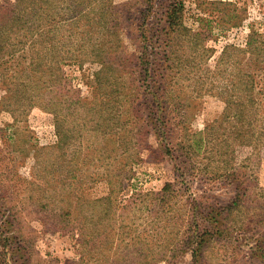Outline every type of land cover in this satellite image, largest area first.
Listing matches in <instances>:
<instances>
[{
  "label": "rangeland",
  "instance_id": "rangeland-1",
  "mask_svg": "<svg viewBox=\"0 0 264 264\" xmlns=\"http://www.w3.org/2000/svg\"><path fill=\"white\" fill-rule=\"evenodd\" d=\"M173 1L0 0L3 264H264V0Z\"/></svg>",
  "mask_w": 264,
  "mask_h": 264
},
{
  "label": "trees",
  "instance_id": "trees-1",
  "mask_svg": "<svg viewBox=\"0 0 264 264\" xmlns=\"http://www.w3.org/2000/svg\"><path fill=\"white\" fill-rule=\"evenodd\" d=\"M173 2L174 3L168 9V13H167L166 19H165L166 23L168 24V28H171V27H173L175 25L181 24V20H182L181 19L180 12H179V10L181 8V1L175 0ZM28 29L31 30L30 27ZM6 33H7V31L6 32H3V30L0 29V38H2V36L4 34H6ZM33 36L34 35H32V37ZM208 129L209 128H207L205 132H202L200 134L201 140L204 139V137H203V134L204 133H206V136H207V133L209 132ZM234 136H235L236 140L239 138V135L236 134V133L234 134ZM211 140H213L215 142L216 137H212ZM238 141H241V140H238ZM216 144H220L221 145V146H219L216 149V155H222V154L227 153V156H228L229 154H232L233 150L231 148L229 149V144H230L229 140L223 141L222 143L216 141L215 145ZM224 147H225V149L222 152V150H223ZM229 159L230 158H227L226 161H228ZM169 188H170V184L169 183H165L164 186H163V188H162V192L161 193L162 194L163 193H166ZM0 264H3L2 261H0Z\"/></svg>",
  "mask_w": 264,
  "mask_h": 264
}]
</instances>
